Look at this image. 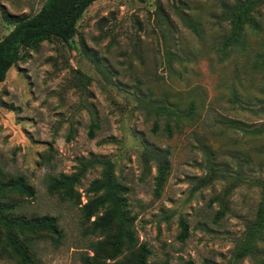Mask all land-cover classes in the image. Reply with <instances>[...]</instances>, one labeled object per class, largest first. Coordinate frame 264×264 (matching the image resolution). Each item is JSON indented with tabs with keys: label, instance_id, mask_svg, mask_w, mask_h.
<instances>
[{
	"label": "rangeland",
	"instance_id": "1",
	"mask_svg": "<svg viewBox=\"0 0 264 264\" xmlns=\"http://www.w3.org/2000/svg\"><path fill=\"white\" fill-rule=\"evenodd\" d=\"M44 1L0 0V38L13 27L8 16H30ZM246 1L96 0L68 43L43 41L8 70L0 83V205L13 216H53L60 231L34 240L32 264H82L93 254L101 236L84 232L80 205L47 188L51 175L71 174L91 155L109 159L128 187L134 241L149 249V264H264V229L237 256L264 183V0L229 41V13ZM162 156L168 174L155 196ZM101 171L90 168L76 185L81 203ZM0 264L18 262L5 256Z\"/></svg>",
	"mask_w": 264,
	"mask_h": 264
},
{
	"label": "trees",
	"instance_id": "2",
	"mask_svg": "<svg viewBox=\"0 0 264 264\" xmlns=\"http://www.w3.org/2000/svg\"><path fill=\"white\" fill-rule=\"evenodd\" d=\"M96 0H45L40 9L30 16L7 17L12 29L0 38V83L6 78L8 70L23 59L28 49L36 48L43 41L58 38L66 43L76 33V24L90 4ZM144 2L145 0H138ZM256 0H247L229 13L232 33L229 41L237 42L245 24H251L250 10ZM158 113L174 114L173 109L156 107ZM175 123L179 126L182 118L179 113ZM192 107L184 114L191 118ZM95 123L91 124L89 136H93ZM170 134L169 125H166ZM161 153V152H160ZM100 166L101 175L93 179L86 189L88 198L81 203L80 192L76 189L90 168ZM167 157L162 156L156 165L154 176V195L158 196L168 174ZM18 189L29 191L21 182L13 184ZM48 192L61 200L80 205L81 216L86 223L84 232L98 233L101 238L92 243V255H84L82 264H149L146 260L149 249L134 241L133 217L128 209L126 193L128 187L117 182L113 176V164L109 159L91 155L80 158L76 170L71 174L59 173L48 179ZM9 204L0 205V258L16 259L18 264H32L34 261V240L44 235L59 237L60 231L53 216L26 218L22 214L10 215L5 209ZM180 239L187 234V224L181 220ZM264 229V183L258 215L249 227L246 244L239 249L237 256L250 251L254 241ZM185 264H194L192 260Z\"/></svg>",
	"mask_w": 264,
	"mask_h": 264
}]
</instances>
